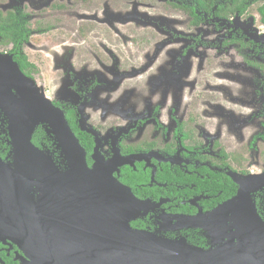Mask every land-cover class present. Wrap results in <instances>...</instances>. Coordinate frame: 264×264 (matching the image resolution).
I'll use <instances>...</instances> for the list:
<instances>
[{
    "label": "flooded vegetation",
    "instance_id": "flooded-vegetation-1",
    "mask_svg": "<svg viewBox=\"0 0 264 264\" xmlns=\"http://www.w3.org/2000/svg\"><path fill=\"white\" fill-rule=\"evenodd\" d=\"M23 78L66 118L87 168L133 192L132 230L208 248L213 228L237 241L264 223V0H0V264H95L88 200L27 223L22 189L40 205L47 185L10 128ZM31 141L42 170H69L48 121ZM241 188L254 208L216 211Z\"/></svg>",
    "mask_w": 264,
    "mask_h": 264
},
{
    "label": "water",
    "instance_id": "water-1",
    "mask_svg": "<svg viewBox=\"0 0 264 264\" xmlns=\"http://www.w3.org/2000/svg\"><path fill=\"white\" fill-rule=\"evenodd\" d=\"M12 77L15 78L13 73ZM23 82L19 81L15 87L22 97L17 99V104L24 108L18 115L13 114L10 118V128L16 137L17 151L23 153L20 146L27 143L26 174L32 172L34 175H40V183L47 185L42 189L40 205L34 201L30 188L22 189V207L30 226L35 227L40 223L36 217L42 213L53 217L58 207L60 213L67 214L72 207L70 203L72 199H86L88 204L86 211H83V223L91 241L84 248L88 249L89 255L96 257L92 260L95 264H264V223L258 227L248 225L246 228H238L237 241L231 234L226 241H216L213 233L218 236L224 229L213 228L209 230L213 243L208 248L190 243L186 238L173 240L146 231L132 230L127 222L137 200L133 192L111 179L102 164L96 162L92 168H87L85 151L66 118L57 110L52 112L50 101L34 81L23 78ZM13 85L11 88H14ZM11 88L9 90L12 93ZM41 121L44 123L48 121L54 127V132L62 145V153L69 160V170L60 172L57 178L53 173L40 168L37 162L40 154L34 150L31 141L34 128ZM55 127H58L59 131ZM71 160H74V163H71ZM84 166L87 170L80 168ZM29 167L32 169L31 172ZM15 174L9 173L11 176ZM241 185L243 186L244 182ZM245 192L246 190L241 188L236 197L237 201L232 199L216 211L225 210L234 203L235 206H240L238 202L243 203L244 207L254 208L252 198ZM117 194H120V198L116 197ZM126 198L134 199V205H127L124 201ZM52 201H58L59 205ZM225 233L228 234L227 230Z\"/></svg>",
    "mask_w": 264,
    "mask_h": 264
}]
</instances>
